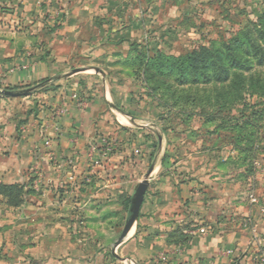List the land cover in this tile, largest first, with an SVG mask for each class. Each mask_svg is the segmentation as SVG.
<instances>
[{"label":"crops","instance_id":"1","mask_svg":"<svg viewBox=\"0 0 264 264\" xmlns=\"http://www.w3.org/2000/svg\"><path fill=\"white\" fill-rule=\"evenodd\" d=\"M30 1L0 0V29L18 32L0 39V63L13 70L6 74L5 87H38V101L50 82L55 88H48L47 101L36 105L37 117L21 121L19 138H0V185L31 191L17 207L0 195V209L8 212L7 219L0 216L8 225L0 229V264H264V195L258 204L240 196L243 192L230 196L228 205L237 212L228 216L216 208L222 199L200 200L195 225L184 227V215L172 217L179 201L173 198L196 190L204 197L206 187L193 180L179 184L163 166V157L149 166L155 150L152 130L160 124L154 118L145 123L139 111L144 101L138 96L150 98L137 67L139 53H154L140 36L149 14L165 10L170 25V10L186 15L198 2L53 0L59 4L40 6L39 11L50 10L45 27ZM209 1L199 0V6H210ZM139 10H146L143 24ZM33 13L37 22L29 25ZM79 15L83 21L77 22ZM48 27L52 37L45 40L41 32ZM84 101L88 104L80 105ZM101 142L119 149L109 160L114 166L95 170L102 160L90 158L89 150ZM135 157L148 165L146 176L151 171L149 188L139 218L117 244L127 217L123 203L142 182ZM245 175L240 178L246 180ZM257 180L253 188H263ZM246 184L242 191L251 189ZM11 228L18 229L13 236L7 233ZM180 233L183 240L176 238Z\"/></svg>","mask_w":264,"mask_h":264},{"label":"rangeland","instance_id":"2","mask_svg":"<svg viewBox=\"0 0 264 264\" xmlns=\"http://www.w3.org/2000/svg\"><path fill=\"white\" fill-rule=\"evenodd\" d=\"M52 1L32 0L29 4L34 9L37 7L39 11L42 4L47 7L53 3L59 4V1ZM126 2L127 0L125 4ZM189 2H198L197 9L187 11L186 15L180 14L182 10H170L172 16L170 18L173 19L170 25L165 10H153L159 12L154 13V16L149 14L147 19L149 24L147 27L144 26L146 29H143L140 37L144 43L148 44L146 48L150 46L147 48L149 51L154 52L160 48L166 54L174 56L189 53L198 46L214 44V50L218 49L224 60L223 67H220L224 71L218 75L219 72L216 69L210 68L205 73L206 75L199 77L195 85L180 90L174 86L171 87V91L175 93L170 103H167L168 109L159 105L157 100L150 98L145 100L142 93L138 96L140 101H144L139 111L144 116L145 123L156 120L160 124L152 130L154 132L152 147L155 146V155L152 156L150 165L155 161L160 163L163 157V166L175 173L174 179L179 184L183 180L185 182L193 180L206 187L202 189L204 197L199 196V190H196V192L188 191L185 199L181 196L173 198L179 201L172 208V217L177 218V216L184 215L186 220V223L182 224L184 227L195 225L194 218L199 215L198 209L201 208L200 200L222 199L220 203H217L216 208L220 209L224 216H228L237 212L234 207L231 206V208L228 205L230 196L243 192L240 196L251 197V202L258 204V200L264 195V187L253 188V183L258 181V178L264 182V0H212L208 4L210 6H199V0H181L183 4H189ZM145 11H138L141 24L147 18L143 15ZM39 12L42 15L37 16L38 23L45 25V18L50 10ZM82 16H77L76 21H83ZM28 18L27 24L29 25L37 20L34 13ZM29 31L36 32L35 29H29ZM16 33L18 32L15 30L9 32V30L0 29V39L14 37ZM41 35L45 40L50 39L52 30L50 27L44 28ZM147 40L150 42L148 43ZM237 40L242 41V44L231 47V44ZM223 44H229L231 52L227 53ZM91 65L102 66L99 63ZM11 68L3 62L0 63V138L12 136V139H17L20 135L21 121L27 119L28 116L37 117L36 105L38 102H46L45 91L48 88L53 90L55 87L52 84L54 82H50L46 89L41 90L45 94L39 96L41 98L39 101L36 99L38 92L40 93L36 91L38 87H5L6 74L8 71H13ZM91 72L94 73V68H91ZM5 90H31V92L21 97H9L3 96L2 92ZM157 94V98L165 97L161 92ZM83 104L86 106L88 102L80 103L82 106ZM153 106L156 110H153ZM56 113L60 115L61 112ZM57 117L54 114L53 119ZM249 122H253L252 127L248 126ZM158 134L162 136L161 144ZM107 143L110 144V142ZM104 144L105 142L97 143V146L104 149ZM143 144L140 143L141 146ZM92 146L89 150V157L93 156ZM110 148V154L101 157L100 165L92 166L93 169L114 166V163H110L109 160L116 154L119 147L110 146ZM139 149L141 150L140 147ZM239 150L244 153H240ZM135 166L138 179L143 181L148 165L143 163L141 158L135 157ZM95 170L92 172L96 173ZM245 173L247 174L245 175L246 180L240 178V175ZM157 174H154L153 178H158ZM80 175L77 174L78 177ZM112 178L109 176L108 181ZM245 182L251 184V189L242 191L241 188L245 186ZM192 188L195 190L197 187ZM16 197L14 194V200L20 198V195L17 194ZM31 199L34 201L36 198ZM253 199L256 202H253ZM132 207L131 203L124 226L131 217ZM6 214H8L7 211L0 209L2 218L7 219ZM4 219H0L1 230L8 226ZM244 221L240 220L238 224L242 225ZM11 230L12 232L7 231L10 236L18 229L11 228ZM176 238L180 240L179 237ZM16 241L12 239V243ZM110 245L108 247H111Z\"/></svg>","mask_w":264,"mask_h":264},{"label":"trees","instance_id":"3","mask_svg":"<svg viewBox=\"0 0 264 264\" xmlns=\"http://www.w3.org/2000/svg\"><path fill=\"white\" fill-rule=\"evenodd\" d=\"M240 44H242V41L237 40L231 44V47H235ZM223 46L227 53L231 52L229 44H223ZM214 48V44H211V46H198L191 52L181 56L166 54L161 50L154 51L152 55H150L147 51H141L139 53L137 66L140 72L139 74L142 77L143 83L147 89V95L153 100L159 101V105L168 109L166 106L170 103V100L175 93L171 91V87L174 86L180 90L188 88L191 85H195L197 84L196 81L199 80V77L206 75L205 73L210 68L216 69V71L219 72L218 75H221L224 70H221L220 67H223L222 64L224 63V60L222 59L220 51L218 49L214 50ZM157 80H160V82H157ZM45 82L46 81L43 80L42 83ZM158 92H161L162 96L165 97L163 99L157 98ZM169 108L172 107L169 106ZM248 126L252 127L253 122H249ZM239 152L242 154L244 153V151L241 150H239ZM153 155H155V150ZM152 164L153 163H151L150 167ZM30 193V190H25L24 187L20 185H0V195L4 197L8 205L13 207L21 205L24 201L25 195ZM14 194L15 197L19 194L20 198L14 200ZM131 203V197L124 201L123 205L125 211H129ZM178 237L180 239H184V235L182 233H180Z\"/></svg>","mask_w":264,"mask_h":264},{"label":"water","instance_id":"4","mask_svg":"<svg viewBox=\"0 0 264 264\" xmlns=\"http://www.w3.org/2000/svg\"><path fill=\"white\" fill-rule=\"evenodd\" d=\"M30 92H31V90H23V91L22 90H18V91L5 90L2 92V94H3V96H9V97H21V96L28 95ZM150 173H151V171L149 172V174ZM149 174L146 176L145 180H143L139 184V186L136 190L135 196L132 199L133 207H132L131 217H130L129 221L127 222V224L124 228V231L122 233V236L118 240L117 244H120L123 241V239L130 232V230L133 227L136 220L139 218L141 207L143 205L145 195H146L147 190L149 188Z\"/></svg>","mask_w":264,"mask_h":264},{"label":"built area","instance_id":"5","mask_svg":"<svg viewBox=\"0 0 264 264\" xmlns=\"http://www.w3.org/2000/svg\"><path fill=\"white\" fill-rule=\"evenodd\" d=\"M49 144H50V141L47 140L46 141V145H49ZM110 146H113V145L105 142V144L103 145L104 149H101V146L99 147V145L97 146V144L96 145L94 144L92 146L93 156L91 158H94V157H97L98 156L99 159H101V157H105L106 155H109L110 152H111ZM95 161H99V160L97 159ZM252 201L253 202H256L255 199H253ZM202 232H205V231L202 230ZM229 253H231V252L229 251Z\"/></svg>","mask_w":264,"mask_h":264}]
</instances>
